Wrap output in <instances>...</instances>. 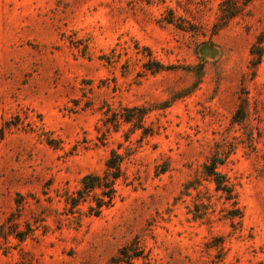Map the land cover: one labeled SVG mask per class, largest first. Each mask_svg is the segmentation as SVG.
Returning a JSON list of instances; mask_svg holds the SVG:
<instances>
[{
    "label": "rangeland",
    "instance_id": "1",
    "mask_svg": "<svg viewBox=\"0 0 264 264\" xmlns=\"http://www.w3.org/2000/svg\"><path fill=\"white\" fill-rule=\"evenodd\" d=\"M261 34L264 0H0V264H264Z\"/></svg>",
    "mask_w": 264,
    "mask_h": 264
},
{
    "label": "trees",
    "instance_id": "2",
    "mask_svg": "<svg viewBox=\"0 0 264 264\" xmlns=\"http://www.w3.org/2000/svg\"><path fill=\"white\" fill-rule=\"evenodd\" d=\"M249 2L250 0H244ZM264 36V35H263ZM262 34L257 37V41L252 45L250 60L251 64H257L262 55ZM158 69H162L163 65L156 63ZM137 109L138 107H133ZM123 155L116 150H112L105 161L104 169L101 173L90 172L84 174L79 181V187L72 193L67 195L66 203L71 209L79 204L88 203V211L94 215H98L103 209L109 208L115 202L118 195L117 181L123 176ZM218 161L215 156L210 158L204 165L205 173L212 177L217 189L229 192L227 181L224 176L216 170ZM19 236L20 239L21 235ZM133 245H125L121 247L115 255H113L106 264H135V260L140 258L142 253Z\"/></svg>",
    "mask_w": 264,
    "mask_h": 264
}]
</instances>
